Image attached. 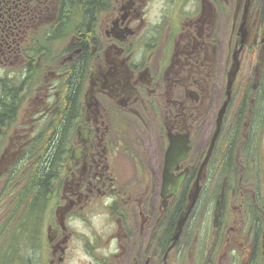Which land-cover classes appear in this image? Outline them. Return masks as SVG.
Listing matches in <instances>:
<instances>
[{
	"label": "flooded vegetation",
	"instance_id": "1",
	"mask_svg": "<svg viewBox=\"0 0 264 264\" xmlns=\"http://www.w3.org/2000/svg\"><path fill=\"white\" fill-rule=\"evenodd\" d=\"M105 194L99 264H264V0H0V264H65Z\"/></svg>",
	"mask_w": 264,
	"mask_h": 264
},
{
	"label": "clouds",
	"instance_id": "2",
	"mask_svg": "<svg viewBox=\"0 0 264 264\" xmlns=\"http://www.w3.org/2000/svg\"><path fill=\"white\" fill-rule=\"evenodd\" d=\"M162 7V5L150 6L146 10V19L153 26L160 22L159 9ZM143 54V50L136 53L137 63L140 62ZM115 200L114 194H105L89 205L90 211L85 209V215L72 214L67 217L65 226L75 236L68 249L65 264H99V257L108 259L119 251L117 239H108L115 231V224L110 215V208ZM97 237L105 243L90 252L86 247V241L89 245L94 244ZM29 254L31 255V252Z\"/></svg>",
	"mask_w": 264,
	"mask_h": 264
},
{
	"label": "trees",
	"instance_id": "3",
	"mask_svg": "<svg viewBox=\"0 0 264 264\" xmlns=\"http://www.w3.org/2000/svg\"><path fill=\"white\" fill-rule=\"evenodd\" d=\"M102 0H87V4L93 8L98 6L99 2ZM90 12V11H89ZM11 110V109H10ZM63 134V127L56 126L54 132L52 133V138L49 140H40L39 141V151L41 152L40 156V166L38 171V182H39V195L40 200L42 201L46 198L49 193V182L51 177V164L52 159L58 150L60 137Z\"/></svg>",
	"mask_w": 264,
	"mask_h": 264
},
{
	"label": "water",
	"instance_id": "4",
	"mask_svg": "<svg viewBox=\"0 0 264 264\" xmlns=\"http://www.w3.org/2000/svg\"><path fill=\"white\" fill-rule=\"evenodd\" d=\"M235 70H236V69H235ZM235 74H236V71H235L234 73H232V75H231V78H230L229 83H228V90L231 89V86H232L233 81H234ZM186 154H187V150H184V156H186ZM180 183H181V180H180ZM175 187H176L175 189L177 190V188H178V183H177V185H175ZM174 192H175V191L173 190V193H174ZM221 198H222V197H219L218 202H217L216 217H218V215H219V211H220V208H221V205H222ZM186 218H187V216H186V217L180 222V229H181L183 223L185 222Z\"/></svg>",
	"mask_w": 264,
	"mask_h": 264
},
{
	"label": "rangeland",
	"instance_id": "5",
	"mask_svg": "<svg viewBox=\"0 0 264 264\" xmlns=\"http://www.w3.org/2000/svg\"><path fill=\"white\" fill-rule=\"evenodd\" d=\"M248 65L246 64V67H245V64H244V66H243V68H242V72H241V74L239 75V77L240 78H242V76H243V74H248Z\"/></svg>",
	"mask_w": 264,
	"mask_h": 264
}]
</instances>
